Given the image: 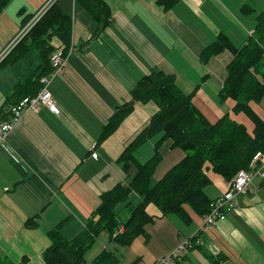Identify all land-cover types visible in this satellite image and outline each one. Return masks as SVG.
<instances>
[{"label": "crops", "instance_id": "0c3cea01", "mask_svg": "<svg viewBox=\"0 0 264 264\" xmlns=\"http://www.w3.org/2000/svg\"><path fill=\"white\" fill-rule=\"evenodd\" d=\"M46 1L11 0L7 4L0 12V53ZM103 1L110 20L97 31L99 22L83 3L59 0L72 22L64 70L48 84L59 112L25 111L0 144V255L12 260L27 257L26 264H41L52 228L58 226L64 237H73L99 205L103 191L117 183L128 185L135 169L130 165L125 171L116 158L147 124L156 105L136 102L116 130L97 141L115 107L130 99L136 81L151 70L172 74L177 87L192 93L193 104L210 121L230 112L250 129L246 115L234 113L233 101L219 95L232 52L225 48L206 61L200 52L222 34L242 46L254 31L264 0H177L169 7L159 0ZM52 43L60 45L57 38ZM39 65L32 51L0 65L4 112L22 94L39 91ZM259 102L252 107L264 120V94ZM161 136L162 132L138 147L140 161L152 156ZM160 152L150 184L184 156L170 139L162 142ZM206 174L207 196L221 195L229 180L209 169ZM128 198L130 205L142 199L134 192ZM185 208L190 221L184 222L175 213L154 216L145 234L129 245H119L106 231L101 232L86 252V262L106 248L118 253L120 264H153L192 238L184 253L196 264H264L263 177L255 176L238 204L215 225L203 227V214ZM147 209L158 213L150 204ZM126 211L122 209L125 216ZM28 219L36 225L27 226Z\"/></svg>", "mask_w": 264, "mask_h": 264}, {"label": "trees", "instance_id": "16d2710c", "mask_svg": "<svg viewBox=\"0 0 264 264\" xmlns=\"http://www.w3.org/2000/svg\"><path fill=\"white\" fill-rule=\"evenodd\" d=\"M10 1L0 0V12ZM77 1L83 3L99 22L97 31L104 29L110 20L108 5L103 0ZM175 1L159 0V3L169 7ZM255 19L254 31L242 46H235L222 34L217 35L200 52L201 59L205 61L225 48L232 52L233 57L226 65V77L219 95L223 100L233 101L234 113L246 115L251 122L250 129L230 112L210 121L193 104L192 93H183L177 87L172 74L154 69L142 75L130 90V99L117 105L103 124L97 141L100 143L113 133L136 102H153L157 110L116 158L125 171L132 165L135 173L128 185L117 183L100 194L99 205L90 211L83 227L73 237H64L58 226L52 228L48 232L50 244L42 252L41 264H86L85 254L101 232L106 231L119 245H129L145 234V226L154 216L175 213L184 222L190 221L186 205L199 214L206 213L211 201L204 190L209 184L206 170L230 180L237 170L248 167L257 152H264V120L252 107V103L259 102L264 94V8ZM71 37V17L62 10L59 0H53L0 63L16 61L32 51L40 62V72L36 76L40 79L52 70L50 53L55 49L66 53ZM53 38L58 39L59 46H54ZM34 94L24 93L15 102ZM4 109L5 103L0 106V121L7 118H4L7 115ZM161 132L152 156L140 161L138 147ZM166 139L171 140L173 147L180 148L184 156L150 184V177L161 160L160 147ZM132 192L142 198L136 205L126 201ZM124 202L126 216L122 212L124 208L117 209ZM149 204L156 207L157 214L148 211ZM25 223L30 227L36 225L32 219ZM26 263L27 257L18 261L0 255V264ZM174 263L196 264L186 253L176 257ZM90 264H120V258L115 250L104 248L92 258Z\"/></svg>", "mask_w": 264, "mask_h": 264}, {"label": "built area", "instance_id": "2783aa9c", "mask_svg": "<svg viewBox=\"0 0 264 264\" xmlns=\"http://www.w3.org/2000/svg\"><path fill=\"white\" fill-rule=\"evenodd\" d=\"M51 1L53 0H47L36 10L32 19L25 25L26 27L23 33L42 16ZM19 39V35H17L14 40L10 41L4 47L0 53V61ZM49 61L52 70L49 74L40 77L42 89L35 95L24 96L8 107L7 118L0 121V144L5 141L7 134L19 123L25 111H38L41 108H45L52 114H58L59 109L55 105L47 86L52 77L63 72L66 57L61 49H56L50 53ZM93 156L96 157V153H93ZM255 176L264 178V152H257L248 167L240 168L236 171L228 181L227 189L221 195L211 199L208 205V211L202 216V226H212L224 220L227 213L238 204L239 197L247 191L250 182ZM188 244L189 240L180 243L174 250L167 255L161 256L153 264H174L175 258L186 250Z\"/></svg>", "mask_w": 264, "mask_h": 264}, {"label": "rangeland", "instance_id": "374dc122", "mask_svg": "<svg viewBox=\"0 0 264 264\" xmlns=\"http://www.w3.org/2000/svg\"><path fill=\"white\" fill-rule=\"evenodd\" d=\"M30 20H31V19H30ZM25 27H26V26H24V27L19 31V34H18V35H19V38H21V37L26 33V32L23 33V31L25 30ZM39 82H40V79H39ZM47 88H48V86H47ZM41 89H42V84H41V88L39 89V91H40ZM39 91H38V92H39ZM38 92H36V93H38ZM36 93H35V94H36ZM35 94H34V95H35ZM29 96H32V95H29ZM253 104H256V105L259 104V105H261L260 102H253ZM41 109H42V108H41ZM246 121L248 122V126H251L250 123H249L248 118L246 119ZM128 197H129V196H128ZM128 197H127V199H126L127 202H128V200H129ZM139 202H140V201H139ZM139 202H138V203H139ZM138 203H136V204H138ZM124 204H125V202L123 203L122 208H125V207H124ZM136 204H135V205H136ZM150 205L156 210V207H154L152 204H150ZM101 235H103V234H101ZM98 237H99V236H98ZM86 257H87V256H86ZM88 261H89V260H88ZM86 264H90V263H87V262H86Z\"/></svg>", "mask_w": 264, "mask_h": 264}]
</instances>
